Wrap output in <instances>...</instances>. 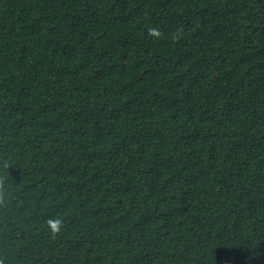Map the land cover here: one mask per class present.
I'll list each match as a JSON object with an SVG mask.
<instances>
[{
  "label": "trees",
  "instance_id": "16d2710c",
  "mask_svg": "<svg viewBox=\"0 0 264 264\" xmlns=\"http://www.w3.org/2000/svg\"><path fill=\"white\" fill-rule=\"evenodd\" d=\"M0 264H264V0H0Z\"/></svg>",
  "mask_w": 264,
  "mask_h": 264
}]
</instances>
